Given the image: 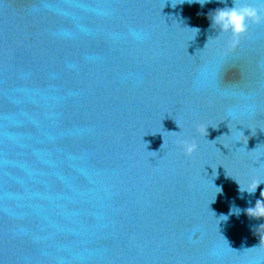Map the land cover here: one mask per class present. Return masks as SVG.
Listing matches in <instances>:
<instances>
[{"label": "water", "instance_id": "95a60500", "mask_svg": "<svg viewBox=\"0 0 264 264\" xmlns=\"http://www.w3.org/2000/svg\"><path fill=\"white\" fill-rule=\"evenodd\" d=\"M232 6L0 0V264H264V22L231 50Z\"/></svg>", "mask_w": 264, "mask_h": 264}, {"label": "clouds", "instance_id": "9594fccd", "mask_svg": "<svg viewBox=\"0 0 264 264\" xmlns=\"http://www.w3.org/2000/svg\"><path fill=\"white\" fill-rule=\"evenodd\" d=\"M188 2L191 3L193 0H188ZM195 2H199L203 5L210 2V0H195ZM219 2L227 4V0H219ZM232 4V7H224L216 10L211 16V28H218L220 32L230 34L228 47L231 50H235L239 46L241 38L248 32L250 23L258 24L264 22V0H258L256 6L243 3L242 0H232ZM163 144L161 145V148L163 147ZM180 147L186 156H191L198 149V145L194 140L181 141ZM261 183L264 182L254 181L250 184V190H248V192H255ZM219 191H221V189H219ZM261 197H264V192H261ZM233 211L239 212V209L230 210L229 215H232ZM246 211L250 217L264 218V199L257 200L255 206L248 208ZM260 240L261 242H264V236H260Z\"/></svg>", "mask_w": 264, "mask_h": 264}]
</instances>
